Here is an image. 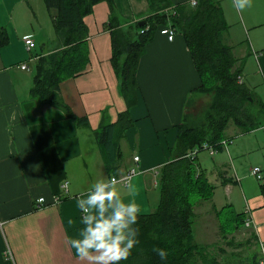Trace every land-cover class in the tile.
Masks as SVG:
<instances>
[{
	"label": "crops",
	"instance_id": "crops-1",
	"mask_svg": "<svg viewBox=\"0 0 264 264\" xmlns=\"http://www.w3.org/2000/svg\"><path fill=\"white\" fill-rule=\"evenodd\" d=\"M216 1L228 24L224 41L233 47L237 66L242 67V79L253 97L264 104V0H252V6L243 12L232 6V0ZM166 2H171V6L166 7ZM113 3V15L123 27L146 21L157 11L172 12L177 4L192 8L190 0L158 1L159 8H152L149 0ZM44 5V0H0V35L6 39L0 46V264H13L8 251L15 264H85L68 243L84 227L78 201L86 198L97 180L122 176L131 167H137L139 173L130 181L131 191L122 183L118 185L123 197L136 200L138 214L154 211L152 188L159 193L161 169L175 157L179 127L188 114V103L195 96L207 95L198 90L202 78L184 35L176 32L170 41L156 32L140 59L137 103L130 108L134 126L120 142L119 172L110 173L95 132L104 124L114 123L119 113L127 109L111 61L110 5L106 1L98 3L85 18L89 62L84 71L60 85V95L73 113L88 119L84 130L62 109L45 104L30 93L39 56L62 46L52 23L55 11L45 5V13ZM25 38L35 42L33 49H28ZM24 64L28 68L23 69ZM263 128L261 124L244 131L232 122L225 139L243 136L227 147H217L215 155L208 150L196 155L199 170L215 189L225 187L231 193L237 188L243 194L245 205L238 214L250 220L251 234L258 245L246 257L235 254L236 264L247 263L255 255L259 259L260 245L264 243V196L260 188L248 194L236 168L259 145V137L258 142L251 141L249 133ZM135 156H139L138 161ZM201 156H209L212 165L203 163ZM260 169L264 175V168ZM65 181L69 183L68 192L62 193ZM258 182L260 187L259 179ZM57 196L61 197L59 201L55 200ZM41 197L45 199L44 206L37 208L36 201ZM232 205L219 208L211 199V210L215 212L228 206L234 209ZM200 245L208 249L211 244Z\"/></svg>",
	"mask_w": 264,
	"mask_h": 264
},
{
	"label": "trees",
	"instance_id": "trees-1",
	"mask_svg": "<svg viewBox=\"0 0 264 264\" xmlns=\"http://www.w3.org/2000/svg\"><path fill=\"white\" fill-rule=\"evenodd\" d=\"M104 1L108 2L112 13L111 61L127 104V109L119 113L114 123L104 124L95 132L110 173L119 172L120 142L126 131L134 126L130 108L137 103L140 59L156 32L161 34L162 29L171 26L184 35L202 78L198 90L213 96L201 116L189 119L186 114L183 118L175 157L161 169L159 203L154 211L138 214L133 227L138 229L139 244L121 264H219L216 256L209 257L205 245L195 241V204L199 200H211L215 187L199 170L197 157H192L190 152L201 151L204 142L221 148L220 143L232 122L244 131L256 127L249 110L255 102L253 94L242 79V67L236 66L238 59L233 47L224 41L228 24L223 9L216 0H200L195 8L177 4L172 12L157 11L146 19L145 25L137 23L123 27L113 15V0H44L48 10L55 11L52 23L56 35L62 39V46L55 52L39 56L30 93L43 103L62 109L78 125L88 126V119L73 113L60 95V85L66 78L85 70L89 62V30L85 18L93 12L95 5ZM149 1L152 8H159L157 2L166 0ZM165 6L170 7L171 2H166ZM1 35L0 46L6 40ZM260 189L264 196V180ZM231 208L228 206L217 212L224 233L239 228L233 221L243 219L241 225L246 221L245 216ZM225 210L229 214L223 218ZM253 238L256 239L254 235ZM154 249H165L168 253L166 261H161ZM258 263L255 255L249 262L241 264Z\"/></svg>",
	"mask_w": 264,
	"mask_h": 264
},
{
	"label": "clouds",
	"instance_id": "clouds-1",
	"mask_svg": "<svg viewBox=\"0 0 264 264\" xmlns=\"http://www.w3.org/2000/svg\"><path fill=\"white\" fill-rule=\"evenodd\" d=\"M190 4L195 8L197 0H190ZM232 6L243 12L252 6V0H232ZM120 183L116 177L99 179L90 186L86 198L78 201L84 227L68 243L85 264H121L139 244L138 229L133 226L138 221L140 207L135 199L123 197ZM126 187L132 190L130 183ZM154 251L161 261H166L165 249Z\"/></svg>",
	"mask_w": 264,
	"mask_h": 264
},
{
	"label": "rangeland",
	"instance_id": "rangeland-1",
	"mask_svg": "<svg viewBox=\"0 0 264 264\" xmlns=\"http://www.w3.org/2000/svg\"><path fill=\"white\" fill-rule=\"evenodd\" d=\"M43 7L45 9V13H48L45 5ZM37 14L40 16L42 15V12L39 11L37 12ZM42 24L43 22H41L40 25ZM211 98L212 94H207L202 98L200 96H195V98H193L190 103H188L187 115L189 119H196L201 116L202 112H204L209 107ZM253 98L255 102L251 106H249V110L252 115V121L254 124H256L255 126H257L264 124V104L260 100H257L255 96ZM80 126V129H87L84 128V125L82 124H80ZM249 127H251V125H249ZM254 134L258 136H255ZM241 136L233 137L231 143ZM248 136L251 141L255 142H258L257 138L259 137V145L256 144L255 150L248 153L242 160V163H237L236 168L237 170H239V180L244 184L245 191L249 194V191L260 188L258 179H256L252 171L249 172L248 170L250 166H259L260 168H264V130L251 131ZM93 140L95 142L94 137ZM203 153L207 152L202 151L201 154ZM201 158L203 163L212 165L209 156H207L206 158H203L201 156ZM233 161H235V159ZM233 190V192L229 193L230 191L226 190L225 187L214 189L213 201L217 206H219V208L228 203H232L234 212L238 214V212L242 210V206L245 205V201L241 191H239L237 188ZM150 200L155 201L154 208H156L159 200V193L156 188H152ZM194 209L197 214L194 222L195 241L200 244H211L208 245L209 248L207 249L210 254L209 257H212V255L216 256L219 264H236L237 256L235 254L240 257H246L248 252L254 250L255 247H257L258 243L256 239L253 238L249 227L250 225L248 226L246 224L247 221H245V224L243 225H241V220L243 219H238V222L237 220L233 221L235 225L239 226V228L233 233H224L221 230L222 228L220 226V216L218 217V213L214 210H211V200H199L195 204ZM152 210H150L149 212H151ZM228 214L229 212L225 210V213L222 217L226 218ZM198 264L204 263L199 262Z\"/></svg>",
	"mask_w": 264,
	"mask_h": 264
},
{
	"label": "built area",
	"instance_id": "built-area-1",
	"mask_svg": "<svg viewBox=\"0 0 264 264\" xmlns=\"http://www.w3.org/2000/svg\"><path fill=\"white\" fill-rule=\"evenodd\" d=\"M143 32V31H142ZM161 34L165 35L170 41L174 40L175 36H176V30L175 28L169 26L166 27L165 29L161 30ZM25 44L28 47L29 50L33 49L35 47V42L31 39V38H25ZM23 69L28 68V66L26 64L22 65ZM231 143L230 139H223L220 143L221 146L223 147H227L229 144ZM201 150H208L210 152L211 155H215L217 153V147L214 145H211L208 142H204L203 145L201 146ZM200 152V149H194L193 151L190 152V155L192 157H195L198 153ZM135 161L139 160V156H135L134 157ZM139 173V170L137 167H131L124 175L122 176H113L116 177L118 180L121 181V183L123 185H126L127 183L130 182V180ZM252 173L257 177V179H259L260 181L264 180V175H262L261 173V169L259 167H254L252 170ZM68 186L69 183L68 181H65L62 185V193H66L68 192ZM61 197L57 196L55 198L56 201H59ZM45 203V199L43 197L39 198L36 201V207L37 208H41L44 206ZM249 211V208H247V212ZM247 221V225H250V220L246 219ZM2 225V223L0 222V226ZM260 258H259V263L258 264H264V243H262L260 245ZM10 259L12 260L13 264V257H12V253L10 251H8Z\"/></svg>",
	"mask_w": 264,
	"mask_h": 264
},
{
	"label": "water",
	"instance_id": "water-1",
	"mask_svg": "<svg viewBox=\"0 0 264 264\" xmlns=\"http://www.w3.org/2000/svg\"><path fill=\"white\" fill-rule=\"evenodd\" d=\"M145 24H146V21L145 20L139 22V25H141V26L142 25H145Z\"/></svg>",
	"mask_w": 264,
	"mask_h": 264
}]
</instances>
